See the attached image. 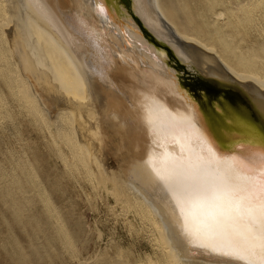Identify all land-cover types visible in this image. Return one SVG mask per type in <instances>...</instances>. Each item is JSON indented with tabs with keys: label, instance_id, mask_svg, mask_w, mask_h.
Wrapping results in <instances>:
<instances>
[{
	"label": "bare ground",
	"instance_id": "6f19581e",
	"mask_svg": "<svg viewBox=\"0 0 264 264\" xmlns=\"http://www.w3.org/2000/svg\"><path fill=\"white\" fill-rule=\"evenodd\" d=\"M219 29L243 48L235 50ZM210 83L223 85L221 93H231L236 104L207 99L201 89H215ZM0 84L17 100L18 118L39 123L36 134L54 151L55 167L91 172L99 184L111 180L104 195L132 209L148 233L152 251L130 257L120 248L113 258L98 255L87 264H241L224 254V245L243 246V225L220 236L215 210L202 202L177 207L159 177L172 176L180 164L227 175L239 157L264 153V0H0ZM242 95L260 114L242 105ZM8 102L0 89L6 117ZM12 161L6 172L0 155V181L11 185L0 187V199L14 217L15 228L7 230L20 251L40 264L58 251L74 252L77 231L34 163L21 154ZM22 180L38 200L32 209L41 212L33 217L31 202L16 194L25 191ZM214 243L219 251L201 246ZM2 252L21 256L10 246Z\"/></svg>",
	"mask_w": 264,
	"mask_h": 264
},
{
	"label": "rangeland",
	"instance_id": "374dc122",
	"mask_svg": "<svg viewBox=\"0 0 264 264\" xmlns=\"http://www.w3.org/2000/svg\"><path fill=\"white\" fill-rule=\"evenodd\" d=\"M220 30L221 29H219V31ZM220 32H222L221 36L224 39H226V41L229 42V44L231 46H233V48L235 50H238V52H239L240 49L243 48L244 44L240 45L237 38L229 30L224 29V30H221ZM239 47H240V49H239ZM1 84H0V87H1L0 89H2L3 95L6 97V101L7 102L9 101L7 103V106L8 105L10 106V107L8 106L9 108H7L10 112V116L8 115L6 117L3 113V115L5 117H2L3 115H1V114L3 111L0 110L1 111L0 112V117H1L0 118V131H1L0 132V155H2L3 158H5L6 169H7L6 172L10 171V168H12V166H13L12 160H18L20 157V154H21V156L24 155V158H26L27 160H30V162H33L36 173L41 177L42 182L45 185L47 184V186H49V189H50L49 191L52 194V198L55 199L54 201H55L56 205L59 207V210L61 212H63L69 218V222L72 224L71 228H73L77 231V235H76V237H77L76 249L77 250L75 249L76 251L75 250H74V252L70 251L71 253L66 252V251H62V250L59 253V251H58V255L51 256V259H50L51 261L46 260V261H43L42 264H70L71 262H72L71 264H87V263L93 261L91 259L98 260L100 258V257L98 258V255L101 257L104 255H106V256L109 255V257L113 258V254H115L116 251L120 250V248L122 250V253H124L130 257L137 256L136 254L139 253L140 251H141L140 253H146L148 251L149 252L152 251L153 247L151 245L148 233L144 232V229L140 230L141 223H140L139 218L135 214H133L134 211L132 212V209L128 208L126 205H125V207L122 206L123 205L122 202H119V203L116 202V198L113 196V193H110L108 195L107 194L104 195V193H105L104 187L109 186L112 188L113 182L109 179H105L99 184L97 182V180H95V177L91 172H87L85 170L80 171L81 173L80 172H73V174L75 175L74 176L70 172H69L70 175L68 173H66L64 170H62L60 168V166L56 168L54 161H53L54 160V151L47 144L43 135H37L36 134V130L38 129L37 125L39 123H37L36 121L33 122L32 120H29L28 118H23V117L18 118V115L16 113L18 110V108H16V104H17L16 101L17 100L15 98H13L12 92H10V91L7 92V90L4 89ZM191 86L195 87L194 85H191ZM8 95H10L12 97H10V99H9ZM10 103L11 104L14 103L15 104V105H13L14 107ZM17 106H18V104H17ZM7 109L5 108L6 111H7ZM11 117H12V122H11ZM2 118L4 119V121ZM1 121L3 123H1ZM16 121H19L20 123L19 122L17 123ZM21 121H23V122H21ZM29 124H32V126H27ZM3 125H4V127H3ZM7 125H9V126L7 127ZM24 125H26V126H24ZM128 125H129V123H128ZM128 128L131 129L130 126H128ZM2 129H3V131H2ZM18 132H20V133L22 132V134L20 135V133H18ZM25 132L27 134H25ZM32 133L35 135V137L33 136ZM6 134L8 135V137L6 136ZM13 134L16 136H14ZM27 135H28V137H27ZM36 138H39V139L37 140ZM6 140H8V141H6ZM33 141H34V144H33ZM26 143H28V144L26 145ZM21 144L23 147L21 146ZM31 144H33V145H31ZM32 146H34V147H32ZM64 146L65 145L63 144L62 148H64ZM8 148H9V150H8ZM13 148H14V150H13ZM33 150H34V152H32ZM18 151H19V153H18ZM24 152H26V153H24ZM41 152H42V154H41ZM47 152L50 154H48ZM8 155H11V156L8 157ZM9 162H10V164H9ZM9 165H10V167H9ZM11 171H12V169H11ZM13 171H14V169H13ZM68 176H70V177H68ZM51 177H52V179H51ZM81 177H82V179H80ZM65 178H67V179H65ZM75 178L78 180H76ZM92 178H94V179H92ZM24 182L26 183V186H25ZM6 183H7L8 187L11 186L10 182H7L6 179L5 180L2 179L0 181V187L7 188ZM97 183L101 186L98 185V187H95L94 185H96ZM20 187L23 188L25 191H23V190L18 191L16 193L17 197L20 198L21 200L23 199V200H27V201L31 202L30 206H26V207H27V213H30V215H31L30 217H33L34 214H36V212L38 211L37 206L32 209L33 202L36 203L35 200H37V199L33 200L34 197H33V191L32 190H34V189H33L32 185L30 183H28L27 180H22L20 185H19V188ZM74 187L79 189V190L75 189ZM92 187H94L93 188L94 190L92 189ZM70 190H72V192ZM85 191H86L87 195H85ZM90 202H91V204H90ZM39 204L42 207L43 203L39 202ZM115 206H116V209L114 208ZM119 211H121V212H119ZM38 212H41V211H38ZM114 213H117L118 216ZM38 214L43 216L44 212L38 213ZM3 218L5 219L4 221L2 220ZM45 218L46 217H44L43 219L45 220ZM129 221H130V224L132 225V227L129 224ZM29 223H28V225H29ZM9 225H13V228H15L14 217H13L12 213L10 211H8V209L4 206L2 200L0 199V251L4 250L8 246H10V247H12V249H16L19 252V254L21 255L19 257H16V259H13V256L11 254L6 255L4 252H2L0 255V264H20L19 260H23L21 263V264H23V262L25 261L24 257H26L27 261H28V258L30 257V259L32 260L31 261L29 259L31 264H40L34 260V258L31 256V253L29 250L26 249V250H24V252L20 251L21 248L18 247V244H17L16 240L14 239L12 232L9 233L10 231L7 230V227ZM16 232L18 233V235H20V237L22 239H24V240L27 239L20 225H16ZM82 238H85V239H82ZM80 242H82V243H80ZM112 243H115V244H113L114 246L112 245ZM111 246L113 247L114 250L112 249ZM115 246H116V248H115ZM92 247H93V249H92ZM107 248L109 249V251ZM104 249L106 251H104ZM83 250H85V252ZM86 250H87V252H86ZM64 252H66V253H64ZM104 252H105V254H103ZM75 255L76 256L79 255V256L76 257ZM85 255L87 256V258ZM82 256L84 257V260H83ZM82 260H83V262H82ZM26 264H28V263H26Z\"/></svg>",
	"mask_w": 264,
	"mask_h": 264
},
{
	"label": "snow or ice",
	"instance_id": "6c2138e0",
	"mask_svg": "<svg viewBox=\"0 0 264 264\" xmlns=\"http://www.w3.org/2000/svg\"><path fill=\"white\" fill-rule=\"evenodd\" d=\"M98 11L105 12L103 8ZM159 179L177 207L181 201L202 202L209 212L215 210L212 221L220 236L227 237L243 225L248 233L241 237L243 246L226 241L224 254L241 264H264V153L239 157L227 175L209 171L204 164H180L172 176ZM201 246L219 251L215 243Z\"/></svg>",
	"mask_w": 264,
	"mask_h": 264
},
{
	"label": "water",
	"instance_id": "95a60500",
	"mask_svg": "<svg viewBox=\"0 0 264 264\" xmlns=\"http://www.w3.org/2000/svg\"><path fill=\"white\" fill-rule=\"evenodd\" d=\"M210 85L212 86V87H214L215 89H212V88H208V87H203L202 89H201V91L203 90V92H204V90H205V93H206V95H207V99H209L210 101H219V100H222V99H224V100H228L227 99V97L230 99V102L231 103H233V104H236L235 102L237 101L236 100V97L235 96H232L231 95V93H224V94H222L221 92H223L221 89L224 87L223 85H219V84H216V85H214L213 86V84L212 83H210ZM220 91H218V90ZM197 93H198V91H196ZM221 98V99H220ZM242 98L243 99H241L242 100V105H245V106H248L249 107V109L251 110V111H253L254 113H256L257 115L258 114H260L259 113V111L256 109V107L255 106H253L252 104H251V102L245 97V95H242ZM234 100V101H233ZM260 116V115H259Z\"/></svg>",
	"mask_w": 264,
	"mask_h": 264
}]
</instances>
